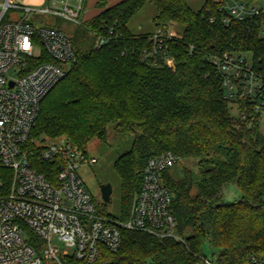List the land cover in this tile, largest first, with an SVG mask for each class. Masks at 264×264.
Segmentation results:
<instances>
[{
  "label": "trees",
  "instance_id": "16d2710c",
  "mask_svg": "<svg viewBox=\"0 0 264 264\" xmlns=\"http://www.w3.org/2000/svg\"><path fill=\"white\" fill-rule=\"evenodd\" d=\"M147 4L156 7L157 28H183L165 45L174 70L162 54L156 65L142 59L152 33L136 34L129 24ZM97 9L72 36L76 61L43 100L31 138H63L87 153L93 139L107 138L110 125L133 135L130 151L115 163L121 220L129 218L149 159L170 152L195 160L197 169L196 174L184 168L181 176L171 170L164 175L176 233L184 242L124 230L120 249L105 250L98 264H197L205 243L218 264H246L253 255L264 256V134L249 117L232 116L207 61L211 53H233L264 63V39L247 22L226 26L212 0L199 11L188 0H123L113 6L100 1ZM111 28L120 38L97 48V36ZM189 45L197 48L193 55ZM230 184L242 194L232 203L222 197Z\"/></svg>",
  "mask_w": 264,
  "mask_h": 264
},
{
  "label": "built area",
  "instance_id": "2783aa9c",
  "mask_svg": "<svg viewBox=\"0 0 264 264\" xmlns=\"http://www.w3.org/2000/svg\"><path fill=\"white\" fill-rule=\"evenodd\" d=\"M54 10H35L14 0H0V264H98L102 253L122 246V232L137 231L159 239L184 242L176 233L172 194L164 175L179 162L173 153L148 160L142 183L127 220L102 212L79 175L82 166L95 164L88 154L65 139L31 138L43 100L68 75L76 61L72 36L30 20L33 13L53 14L86 24V0H52ZM223 13V23L247 22L264 39V0H212ZM213 23V20H211ZM178 37L173 25L156 28L149 38L144 61L162 54L167 67V41ZM120 38L116 29L96 38L97 48ZM197 48L188 46L189 54ZM223 99L242 120L261 124L264 118V63L247 54H209ZM250 113H246V109ZM66 246L60 251L53 238ZM197 264H218L199 258ZM246 264H264L253 255Z\"/></svg>",
  "mask_w": 264,
  "mask_h": 264
},
{
  "label": "rangeland",
  "instance_id": "374dc122",
  "mask_svg": "<svg viewBox=\"0 0 264 264\" xmlns=\"http://www.w3.org/2000/svg\"><path fill=\"white\" fill-rule=\"evenodd\" d=\"M16 4L26 7H31L35 10H54L52 0H14ZM207 0H188L189 6L194 11L201 10ZM96 10L93 8L88 11L87 17L92 16ZM157 15L156 7L152 4H147L130 22V29L136 34L153 33L156 30L154 18ZM30 20L43 26H52L59 28L66 32L68 35L73 36L77 27L73 22L58 18L53 14L33 13ZM176 33L182 35L183 28L180 25H173ZM85 40V39H84ZM87 41V40H86ZM88 43V42H87ZM232 116L237 117L238 112L232 106ZM259 132L264 134V118L260 124ZM56 141V140H47ZM133 142V135H122L115 131L114 125H110L107 131V138L105 140L93 139L87 146V154L89 159H95V164H87L82 166L79 170V175L84 181V184L94 198L98 206L103 208L105 214L113 218L120 219V190L121 181L115 170V163L118 158L130 151ZM185 169L192 170L194 174L197 173L195 160H182L171 170L177 176H181L182 171ZM109 184L112 187L111 199L108 203H104L101 196L100 186ZM222 197L225 202L238 201L242 194L235 184H230L224 188ZM105 206V207H104ZM53 246L57 247L60 251H66L67 248L60 243L56 237L53 238ZM215 253V252H214ZM212 249L208 243L203 246L202 257L212 260Z\"/></svg>",
  "mask_w": 264,
  "mask_h": 264
},
{
  "label": "crops",
  "instance_id": "0c3cea01",
  "mask_svg": "<svg viewBox=\"0 0 264 264\" xmlns=\"http://www.w3.org/2000/svg\"><path fill=\"white\" fill-rule=\"evenodd\" d=\"M100 1H106L108 6H113V5H116V4L120 3L123 0H87L86 13L84 15V20L85 21H89V20L93 19L100 12L97 9V4ZM93 8L96 10V12L92 16L87 17L88 11L93 9Z\"/></svg>",
  "mask_w": 264,
  "mask_h": 264
},
{
  "label": "water",
  "instance_id": "95a60500",
  "mask_svg": "<svg viewBox=\"0 0 264 264\" xmlns=\"http://www.w3.org/2000/svg\"><path fill=\"white\" fill-rule=\"evenodd\" d=\"M101 196L104 203H108L112 195V187L109 184L100 186Z\"/></svg>",
  "mask_w": 264,
  "mask_h": 264
}]
</instances>
